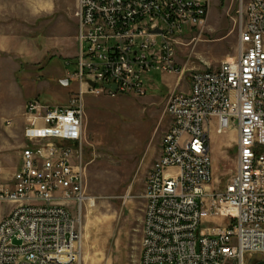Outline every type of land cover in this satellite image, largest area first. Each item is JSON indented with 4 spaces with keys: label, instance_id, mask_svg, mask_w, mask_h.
Segmentation results:
<instances>
[{
    "label": "built area",
    "instance_id": "1",
    "mask_svg": "<svg viewBox=\"0 0 264 264\" xmlns=\"http://www.w3.org/2000/svg\"><path fill=\"white\" fill-rule=\"evenodd\" d=\"M238 55L193 72L172 93L171 125L147 175L139 264L264 261V0H237ZM210 0H78L79 90L74 105H26L21 165L0 172V264H74L82 244L86 91L145 96L154 72L178 74L176 47L202 31ZM94 84V87H92ZM111 86H116L113 91ZM237 133L235 176L213 188L212 136ZM11 205L3 213L1 206ZM208 218L227 225L204 228Z\"/></svg>",
    "mask_w": 264,
    "mask_h": 264
},
{
    "label": "rangeland",
    "instance_id": "2",
    "mask_svg": "<svg viewBox=\"0 0 264 264\" xmlns=\"http://www.w3.org/2000/svg\"><path fill=\"white\" fill-rule=\"evenodd\" d=\"M78 0H0V172L13 175L21 165L26 105H74L79 90ZM237 0H210L200 32L185 31L176 47L183 72H154L145 78V96L86 91L81 155L85 195L79 221L80 256L74 264H139L146 208L147 175L161 154L171 119L172 93L188 92L193 72L215 71L238 55ZM62 81H69L63 85ZM93 87V86H92ZM237 133L212 136L213 188L221 191L235 176ZM11 205H3L6 213ZM1 219V218H0ZM208 218L204 228L227 225ZM254 259L250 264L258 263Z\"/></svg>",
    "mask_w": 264,
    "mask_h": 264
},
{
    "label": "water",
    "instance_id": "3",
    "mask_svg": "<svg viewBox=\"0 0 264 264\" xmlns=\"http://www.w3.org/2000/svg\"><path fill=\"white\" fill-rule=\"evenodd\" d=\"M62 83H63V85H68V84H69V81H62ZM92 86L94 87V84H92ZM111 89H112L113 91H116V90H117L116 86H111ZM256 264H264V261H259V262L256 263Z\"/></svg>",
    "mask_w": 264,
    "mask_h": 264
}]
</instances>
